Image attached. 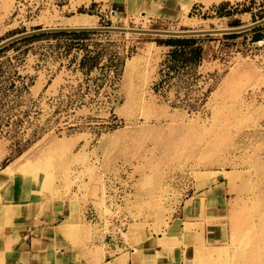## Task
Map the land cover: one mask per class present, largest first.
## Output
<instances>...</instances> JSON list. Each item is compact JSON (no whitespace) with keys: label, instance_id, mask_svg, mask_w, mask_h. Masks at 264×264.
Listing matches in <instances>:
<instances>
[{"label":"rangeland","instance_id":"1","mask_svg":"<svg viewBox=\"0 0 264 264\" xmlns=\"http://www.w3.org/2000/svg\"><path fill=\"white\" fill-rule=\"evenodd\" d=\"M81 16L87 24L71 21ZM262 17L264 0H0V41L45 27L191 30ZM260 33L257 41L251 32L197 35L194 59L188 50L173 57L156 40L167 36L152 34L96 31L6 45L0 172L8 173L0 186L19 179L70 200V213L93 210L69 219L88 231L118 224L129 235L189 234L201 218L219 224L222 237L218 247L196 248L192 264H264ZM216 195L224 202L207 200Z\"/></svg>","mask_w":264,"mask_h":264},{"label":"crops","instance_id":"2","mask_svg":"<svg viewBox=\"0 0 264 264\" xmlns=\"http://www.w3.org/2000/svg\"><path fill=\"white\" fill-rule=\"evenodd\" d=\"M208 199L224 202L220 195ZM67 202L70 200L53 193L30 191L19 179L1 185L0 264H192L196 248L218 247L222 237L219 224L201 218L202 228L189 234H170L165 229L164 233L129 235V228L121 232L118 224H108L100 229L93 227L98 225L95 222L89 224L93 228L88 231L86 224L72 226L69 219L74 215L81 221L93 210L75 211L74 206L70 213ZM4 206H8L6 211H1ZM123 233H127L126 240ZM192 234L201 238L199 245L192 243Z\"/></svg>","mask_w":264,"mask_h":264},{"label":"water","instance_id":"3","mask_svg":"<svg viewBox=\"0 0 264 264\" xmlns=\"http://www.w3.org/2000/svg\"><path fill=\"white\" fill-rule=\"evenodd\" d=\"M264 23V17L244 25L226 27V28H211V29H191V30H161V29H143V28H125L113 26H66V27H45L37 28L30 31H24L14 34L0 41V49L6 45L15 42L19 39L31 37L47 33H68V32H96V31H111L136 34H152L167 37H187L197 35H214L226 33H239L260 26Z\"/></svg>","mask_w":264,"mask_h":264},{"label":"trees","instance_id":"4","mask_svg":"<svg viewBox=\"0 0 264 264\" xmlns=\"http://www.w3.org/2000/svg\"><path fill=\"white\" fill-rule=\"evenodd\" d=\"M224 5V3H223ZM261 29H264V23L260 26L254 27L252 29H249L247 31L239 32V33H226V34H221L223 38H233L241 33L244 32H251L252 36L251 39L252 41H257L262 39V34L260 33ZM88 34V32H68V33H48V34H42V35H37L33 36L32 38L38 37V36H51V37H59V36H68L71 38H78L82 37ZM206 38H211L212 35H204ZM30 39V38H27ZM198 39L197 37L194 36H187V37H166V38H156L157 42L163 43L165 45H168L171 47L170 53L172 54L173 57H175L179 52H181L183 55H185V50L187 51V54L189 58L198 57V47L193 46V43L195 40ZM186 56V55H185Z\"/></svg>","mask_w":264,"mask_h":264},{"label":"bare ground","instance_id":"5","mask_svg":"<svg viewBox=\"0 0 264 264\" xmlns=\"http://www.w3.org/2000/svg\"><path fill=\"white\" fill-rule=\"evenodd\" d=\"M189 3V2H188ZM73 23L75 24H87L88 23V20L85 18V17H76L74 19L71 20ZM8 170H3L2 173L0 172V180L3 179L6 175H7V172ZM250 224V223H249ZM248 224V226H249ZM249 228V227H248Z\"/></svg>","mask_w":264,"mask_h":264}]
</instances>
